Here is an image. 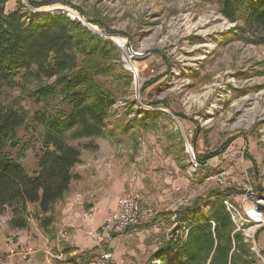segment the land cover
<instances>
[{
  "label": "rangeland",
  "instance_id": "1",
  "mask_svg": "<svg viewBox=\"0 0 264 264\" xmlns=\"http://www.w3.org/2000/svg\"><path fill=\"white\" fill-rule=\"evenodd\" d=\"M31 1L37 4L32 6L39 8L36 11L65 12L71 18L90 21L95 31L103 34L97 36L117 50L118 58L113 61L116 72L120 74L123 69L126 73L118 79L97 78L115 98L105 121L107 134L70 143L81 150H94L97 143L111 147L115 169L122 173L106 185L108 194L118 196V200L130 190L144 196L152 207L146 224L155 226L157 235L152 240L157 238L156 247L170 237L185 241L187 234L181 233L185 229L177 233L178 221L173 214L197 197L204 199L211 191L228 189L224 200L239 205L247 182L242 176L248 174L257 182L264 171L260 142V130H264V41L260 39H264V31L252 32L242 21H228L217 1ZM18 4L24 11L36 13L28 0H7L4 11H12ZM51 81L17 75L13 86L0 87V103L29 116L17 133L20 145L7 148L28 172L37 168L43 132L42 125L30 116L35 111L64 106L58 98L44 102L31 96L36 88ZM154 111L160 116L149 128L137 126L142 116L138 112ZM216 151L217 155L207 157ZM191 157L196 168L189 163ZM197 158L204 161L200 163ZM223 172L230 182L226 187L215 181V175ZM130 182L133 188H129ZM29 213L32 217L36 213L34 206L29 205ZM7 214L11 216L10 208L0 217ZM235 229L234 225V232L240 233ZM256 237L264 246V226ZM175 248H169L167 256L174 255ZM21 250L18 245L10 253L21 260ZM156 252H149L145 264H161V258L154 256ZM253 259V264H261L254 254Z\"/></svg>",
  "mask_w": 264,
  "mask_h": 264
},
{
  "label": "trees",
  "instance_id": "2",
  "mask_svg": "<svg viewBox=\"0 0 264 264\" xmlns=\"http://www.w3.org/2000/svg\"><path fill=\"white\" fill-rule=\"evenodd\" d=\"M6 1L0 0V87L13 86L17 75L52 80L31 96L44 102L58 98L64 106L35 111L30 116L42 125L43 132L37 168L28 172L7 150L20 145L17 133L25 126L28 113L0 103V214L10 208V227L23 229L28 205L33 204L39 225L46 227L53 219L54 204L63 198L70 181L78 178L72 168L80 162L81 149L70 140L107 134L105 121L115 98L97 78L118 79L126 71L116 72L115 47L79 20L65 12L31 13L20 4L5 12ZM200 1H217L228 21H242L252 32L264 31V0ZM28 3L37 5L31 0ZM138 113L142 116L136 124L144 130L160 116L159 111ZM227 190L211 191L204 199L197 197L174 212L177 231L186 229L187 235L183 242L174 237L163 242L154 255L161 258V264H253V254L241 234L234 232L223 203L229 196ZM174 247V255L167 256V250Z\"/></svg>",
  "mask_w": 264,
  "mask_h": 264
},
{
  "label": "crops",
  "instance_id": "3",
  "mask_svg": "<svg viewBox=\"0 0 264 264\" xmlns=\"http://www.w3.org/2000/svg\"><path fill=\"white\" fill-rule=\"evenodd\" d=\"M96 145L98 148L94 150H81L80 162L72 168L78 178L70 181L63 198L54 204L50 224L41 227L36 213L33 217L29 213V205L27 225L23 229L10 227L9 214L0 217V264H88L95 256L88 233L116 209L118 196L111 197L106 185L116 181L122 173L120 168L115 169L117 162L111 147L102 143ZM132 184L128 183L129 188H133ZM147 219L148 215L139 225L114 238L113 264H127L128 260L132 264H145L149 252L158 249L157 238L152 240L157 235L155 226L146 224ZM62 228L66 230V238L57 249L55 240ZM9 237L13 239V248L20 245L28 252L26 259L21 258V261L10 253V245L6 243Z\"/></svg>",
  "mask_w": 264,
  "mask_h": 264
},
{
  "label": "built area",
  "instance_id": "4",
  "mask_svg": "<svg viewBox=\"0 0 264 264\" xmlns=\"http://www.w3.org/2000/svg\"><path fill=\"white\" fill-rule=\"evenodd\" d=\"M135 75V72H133L134 77ZM260 132L261 150L264 151V130L262 129ZM185 147L187 153H190L188 150L190 146L186 144ZM189 163L193 168L197 167L195 158L191 157ZM224 173L215 175V181L220 187H226L230 184L227 178L224 177ZM242 177L247 182L243 184V193L239 196V205L234 206V204L232 205L227 200H224L223 203L230 214L232 222L236 226L235 230L240 232L243 240L248 244L250 252L258 258L261 264H264V246L259 244L256 237L257 231L264 226V171L263 174L261 173L258 176L257 182L251 180L248 174ZM235 185H240V182H236ZM151 212L152 207L142 194L131 190L125 191L118 200L116 209L107 214L101 220L99 226L88 233L95 248V256L88 264H113L111 244L114 238L135 227L144 216L150 215ZM181 233H184L183 236H185L187 230L185 229ZM65 238L66 230L62 228L58 231L55 240V247L57 249L60 248V244ZM6 243L10 245L9 251L12 253L14 251L11 245L13 243L12 237H9ZM174 251H170V254ZM27 255V251L21 250L20 256L22 259H26ZM58 258L61 257L58 256ZM157 263H159L158 260Z\"/></svg>",
  "mask_w": 264,
  "mask_h": 264
},
{
  "label": "water",
  "instance_id": "5",
  "mask_svg": "<svg viewBox=\"0 0 264 264\" xmlns=\"http://www.w3.org/2000/svg\"><path fill=\"white\" fill-rule=\"evenodd\" d=\"M30 8H31L33 11H35L36 13H38V14H43L42 11H36V8H33L32 6H30ZM50 11H51V10H50ZM44 13H45V12H44ZM77 18L79 19L80 23H81L84 27H86L90 32H92V33L95 34V35L103 36L102 33L98 32V31H95V30L92 28L93 25H91L89 22L85 21L83 18H80L79 16H77ZM104 37L107 38V39H109L108 36H106V35H104ZM165 112H166V111H165ZM166 113H168V112H166ZM168 114H169V113H168Z\"/></svg>",
  "mask_w": 264,
  "mask_h": 264
},
{
  "label": "bare ground",
  "instance_id": "6",
  "mask_svg": "<svg viewBox=\"0 0 264 264\" xmlns=\"http://www.w3.org/2000/svg\"><path fill=\"white\" fill-rule=\"evenodd\" d=\"M37 10H39V8H36ZM92 28L94 29V30H96V27L95 26H92ZM131 68V67H130ZM188 150L190 151V147L188 148Z\"/></svg>",
  "mask_w": 264,
  "mask_h": 264
}]
</instances>
